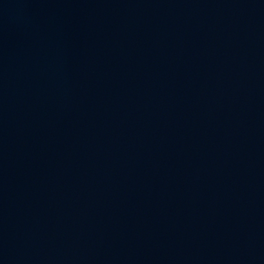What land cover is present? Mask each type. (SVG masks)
<instances>
[{
	"label": "water",
	"instance_id": "obj_1",
	"mask_svg": "<svg viewBox=\"0 0 264 264\" xmlns=\"http://www.w3.org/2000/svg\"><path fill=\"white\" fill-rule=\"evenodd\" d=\"M0 264H264V0H0Z\"/></svg>",
	"mask_w": 264,
	"mask_h": 264
}]
</instances>
